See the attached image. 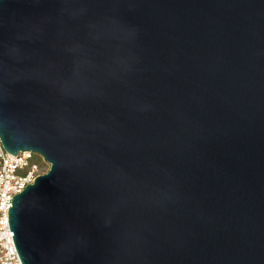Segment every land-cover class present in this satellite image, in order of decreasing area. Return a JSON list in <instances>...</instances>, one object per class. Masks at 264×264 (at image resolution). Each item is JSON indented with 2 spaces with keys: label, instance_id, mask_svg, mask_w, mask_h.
I'll return each mask as SVG.
<instances>
[{
  "label": "water",
  "instance_id": "95a60500",
  "mask_svg": "<svg viewBox=\"0 0 264 264\" xmlns=\"http://www.w3.org/2000/svg\"><path fill=\"white\" fill-rule=\"evenodd\" d=\"M0 147L21 264H264V0H0Z\"/></svg>",
  "mask_w": 264,
  "mask_h": 264
},
{
  "label": "built area",
  "instance_id": "2783aa9c",
  "mask_svg": "<svg viewBox=\"0 0 264 264\" xmlns=\"http://www.w3.org/2000/svg\"><path fill=\"white\" fill-rule=\"evenodd\" d=\"M48 168V162L29 150L9 153L0 147V264H21L6 221L10 196Z\"/></svg>",
  "mask_w": 264,
  "mask_h": 264
}]
</instances>
